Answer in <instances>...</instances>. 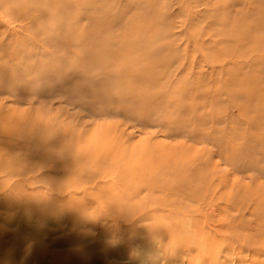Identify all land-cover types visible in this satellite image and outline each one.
<instances>
[{
  "label": "bare ground",
  "instance_id": "6f19581e",
  "mask_svg": "<svg viewBox=\"0 0 264 264\" xmlns=\"http://www.w3.org/2000/svg\"><path fill=\"white\" fill-rule=\"evenodd\" d=\"M0 264H264V0H0Z\"/></svg>",
  "mask_w": 264,
  "mask_h": 264
}]
</instances>
